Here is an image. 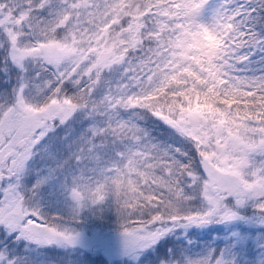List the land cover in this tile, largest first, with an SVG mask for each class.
Masks as SVG:
<instances>
[{
    "label": "snow or ice",
    "instance_id": "1",
    "mask_svg": "<svg viewBox=\"0 0 264 264\" xmlns=\"http://www.w3.org/2000/svg\"><path fill=\"white\" fill-rule=\"evenodd\" d=\"M38 2L0 0L4 62L0 72L7 75L9 63L17 70L14 83H0V264H30L16 250L21 241L25 248L29 244H74L77 234L70 224L85 209L102 208L110 193L118 197L121 191L131 197L129 208L138 203L150 209L126 216L117 213L126 252L134 260L173 229L240 220L264 227V31H256L258 23L264 29V16L260 15L264 0H222L210 24L197 19L208 0H150L139 16L126 21L116 17V0H45L37 8ZM101 14L104 22L96 28V39L89 48V55L96 54L93 61L78 54L75 46L56 40L30 50L17 47V41L24 39L19 33L32 32L34 17L56 20L61 28L71 23L75 32L82 23L87 24L84 17L96 24ZM150 18L162 25L159 33L150 30V36H167L164 55L171 53L165 61L167 67H163L167 83L158 93H168L169 87L177 86L180 90L170 95L182 98L175 107L151 113L165 126L167 140L135 128L130 120L122 121L119 102L112 107V96L106 99L102 115L78 106L72 98L77 92L98 95L109 60L120 58L115 57L114 49L103 46L110 30L118 22L127 23L131 30L133 22ZM253 56L260 57V68L253 66ZM32 59L40 62V71L30 67ZM156 63L150 60L148 70L143 75L137 72L133 79L147 81L151 88L152 65ZM41 72L48 82L37 84ZM45 90L52 93L49 108L27 104V96L38 99ZM155 99L158 95L152 92L127 97L132 108ZM77 113L91 121L80 141L84 147L67 161L49 154L55 167H49L43 178L38 175L31 187L25 186L23 177L31 171L27 165L45 141H60L63 146L54 135L57 129L68 140L75 136L71 125ZM103 121L131 130V136L123 140L127 143L115 135L109 143L108 133L113 130L97 131V127L104 128ZM177 167H182L181 175L188 181L185 187L189 192L195 189V195L178 194L161 212L163 193ZM55 173L64 176L71 200L65 217L48 216L37 198L41 185ZM248 208L252 209L250 216L245 215ZM253 239L257 257L250 264H264V233ZM247 243L244 234L232 232L227 247L216 249L209 244L192 253L189 241L184 248L169 249L159 264H242L234 253Z\"/></svg>",
    "mask_w": 264,
    "mask_h": 264
},
{
    "label": "clouds",
    "instance_id": "2",
    "mask_svg": "<svg viewBox=\"0 0 264 264\" xmlns=\"http://www.w3.org/2000/svg\"><path fill=\"white\" fill-rule=\"evenodd\" d=\"M44 2L45 0H39L35 6L40 8ZM149 3L150 0H127V3H125V0H116L114 4L116 17H118L120 21H126L128 17L139 16L142 6H146ZM33 20L34 23L32 24L31 33H19L24 37V39L17 41V47L19 49L30 50L42 43L56 40L61 43L75 46L78 54L83 53L90 61H93V57L96 54L92 53L89 55V48L91 42L96 39V28L100 23L104 22L102 14L96 17V24H93L90 17H84V20L87 21V27L82 23L81 29H76L75 32L73 24L71 23L68 27L61 28L57 21L51 18L34 17ZM42 21L43 23H41ZM261 23L264 24V21ZM189 26L190 25H186V27ZM150 30H156L159 33V31L162 30L161 23L151 18L148 19L147 22L139 20L138 22H133L131 30H129L127 23L118 22L107 34L103 46L114 49L115 57L120 58H111L109 60V67L105 69L107 70V75L104 77L103 84L98 88V95L90 97L88 94L77 92L72 97L74 103L78 106L85 105L92 111L99 112L102 115V110L107 109L105 103L106 99L112 96L114 98L112 107H115L116 101H118L120 113L127 110L129 114L133 115V119L121 118L122 121L130 120L135 128L151 132V130L146 127V121L149 118H153L151 113L156 110L166 109L169 105L175 107V103L177 101L182 102V98L170 95L171 92H178L180 90L177 86L169 87L168 93H158L159 87H163L167 83V74L163 72V67H167L165 61H167L171 53L169 52L167 55H164V51L166 50L163 49V45L168 41V37L164 36L163 38H159V35L157 37H151L149 34ZM193 31H199V29L193 28ZM177 35H180V33H177ZM175 39L176 37L173 36V40ZM146 41L148 43H145ZM202 43H207V41H202ZM92 46L94 47L95 45ZM158 49L162 51H158ZM153 53L156 54L153 55ZM150 60H155L157 62L156 66L152 69L154 80L151 88L147 81L140 82L138 79H133V77L137 76V72L143 75V72L148 70V62ZM31 65L37 71L41 70V64L37 59H32ZM126 75L127 78L125 79ZM113 77H115V84L112 83ZM183 78L184 77H180V79ZM35 82L37 84L47 83L48 77L43 76L41 72V79ZM93 86L95 87L96 85L93 84ZM102 86H106L104 92H100ZM149 92H152L153 95H158V99L142 101L135 108H132L128 104L127 97L129 95L133 97L147 96ZM51 96L52 93L45 90L38 99L27 96L26 102L37 109H47L50 107L49 99ZM35 114L38 113H34V115ZM103 123L106 127H97L98 132H103L106 128H111L113 131L109 132L108 135H115L118 140H124L126 137L131 136V130L120 127L118 124H108L107 121H103ZM85 129L78 135L72 137L71 140L66 139L64 135L59 136L58 139L63 141L62 149L56 147V140L46 142L43 149L38 150V159L41 162L48 161L51 160L49 159V154H53L56 155L57 160L67 161L74 152L84 147L80 141L82 137L87 135ZM88 139H90V137H88ZM53 165L55 167L54 162ZM53 165L42 164V167H52ZM182 170V167H177L175 176L171 179L170 183H168L167 191L163 193V201L160 207L161 212L166 211L169 207V200H175L178 194L186 196L195 195V189L191 192L186 191L187 188L185 186L188 184V181L181 175ZM161 186L163 187L164 184H161ZM110 196L111 198L108 202L114 207L116 215L118 212H123L126 216L129 212L139 214L148 213L150 211L149 208L140 206L138 203H134L133 206L129 208L127 206V201L131 199V197L124 191H121L118 197L116 195H111V193Z\"/></svg>",
    "mask_w": 264,
    "mask_h": 264
},
{
    "label": "rangeland",
    "instance_id": "3",
    "mask_svg": "<svg viewBox=\"0 0 264 264\" xmlns=\"http://www.w3.org/2000/svg\"><path fill=\"white\" fill-rule=\"evenodd\" d=\"M125 2H127V0H125ZM221 3H222V0H208V2L199 12V15L197 18L198 21L204 24H210L212 22L213 16L215 15L216 11L219 9ZM85 26L87 27V24H85ZM252 58L254 62L255 60L260 59L259 56H253ZM155 66H156L155 64L152 65V67H155ZM30 67L33 68L31 63H30ZM260 67L261 65L258 66V68ZM16 72L17 70L15 68L11 69V73L14 76ZM106 75H107V71H105V76ZM248 75H251V73H248ZM14 76L12 77V79H14ZM115 82H116L115 77H113L112 83L115 84ZM105 90H106V86H102L100 89V92H104ZM76 118H78V114H76ZM120 118L133 119V115L131 114L126 115L125 111H122L120 113ZM90 123H88V127ZM102 126L106 127V125H102ZM155 128L157 129L160 127L155 123L154 129ZM55 134L58 136L57 132H55L54 135ZM107 141L111 143L110 138H107ZM42 164L53 165V161L48 160V161L41 162L37 156L33 160L29 161L27 167L31 171H29L23 177V182L25 186L31 187V185L37 180L38 175L40 178H43L47 175L49 167H42ZM52 167H54V165ZM63 179L64 178L63 177L61 178L59 173L58 175L57 173H55L51 176V178L47 179V181L43 185H41L39 191L37 192V198H38L41 210L44 213H46L48 216L61 217L58 215L59 214L62 215L63 213H68L70 210L71 200L68 196L67 189L64 187L65 182L63 181ZM102 209H104V207ZM91 212H94V211L89 210V213ZM82 214L83 213H81L80 216H82ZM242 223H244V221L240 220V221L230 222L229 224L224 225L223 226L225 228L224 229V235H225L224 239H225V243L228 245V242L231 240L232 232H238V233L244 234L248 238V243L243 247L236 248L234 255L236 256V258L241 260L242 264H250V262L253 261V259L257 257V249H256L254 239H253L256 233L254 234V232H249V234H246L245 232H243L241 229ZM70 226L75 230V233L77 234L75 243L71 245H63V246L57 245V247L66 253L74 249L76 251L74 253H81L79 255H82V253L86 254L89 252H93V249H96L95 244L96 243L98 244L99 232H96L94 238H92L90 234L91 232L87 234V232L85 231V228L87 227L84 223L76 221L75 224L71 223ZM259 229H261V227H259ZM103 230H105V228H103ZM218 230H220V224H210V225L203 226V227L189 225L188 227H185V228L173 229L170 233H167L162 238H160V240L157 243H159L162 240H165L168 242L170 249L172 248L180 249V248H184L188 246V242L191 241L192 245L190 246V251L192 253H198L206 245L210 244L213 248L216 246V242L214 244L211 241L210 236L213 233H215V231H218ZM248 230L255 231L254 225L251 224L250 227H248ZM106 231L107 232L110 231L114 235L110 233H106V234L103 233L104 237L100 241L101 243H103L102 244L103 248L110 249V251L113 252L112 254L113 260H118V261L127 260V264H144L143 258L146 255V253L148 251H152L154 249L153 247L157 245L156 243L153 247H150L144 250L143 253L139 254V259L134 260L132 255L126 252L125 238L122 236V233L114 230L113 228L106 229ZM119 233L121 234L119 235ZM259 233H264V228L262 229V232H259ZM197 237H199L200 239H197ZM205 238L207 240H204ZM196 240H197V243H195ZM51 245L52 244H50L49 246ZM219 245H222V242H219ZM37 246L45 247L48 245H37ZM225 247L227 246H224V248ZM246 249L248 250V253H247L248 258L244 259L242 258L241 253ZM81 260L83 264L86 263L85 259H81ZM30 264H39V262L36 260ZM75 264H78V263H75Z\"/></svg>",
    "mask_w": 264,
    "mask_h": 264
},
{
    "label": "trees",
    "instance_id": "4",
    "mask_svg": "<svg viewBox=\"0 0 264 264\" xmlns=\"http://www.w3.org/2000/svg\"><path fill=\"white\" fill-rule=\"evenodd\" d=\"M260 15L264 16V13H261ZM256 31L258 32L264 31V29L261 28V25L259 23L257 24ZM145 43H148V42L146 41ZM2 58H3V51L2 49H0V67H2L4 63ZM259 60H255L253 64L254 67L258 68V66L260 65L258 63ZM12 68H15V67L9 63L8 73L9 72L10 73L9 74L7 73V75H5L3 72H0V83L7 82L11 84L15 82L14 79H9V77L14 76L11 73ZM77 114H78V118H75V120L72 122V125H71L75 136L78 135L85 128H87L88 123H90V120L82 118V114L80 113H77ZM125 114L130 115L127 112V110H125ZM98 119H101V117H98ZM155 123L160 128L154 129ZM146 127L151 130V135H153L156 139L167 140L165 126L160 124L154 118H149L146 121ZM56 132L58 133V136L64 135V132L61 129H57ZM107 138H110L112 142V139H113L112 136H108ZM168 142L172 143V141H168ZM97 143H100V141L98 140ZM123 143H127V141H123ZM56 147L59 149H62L63 146L60 141L56 142ZM59 175L61 176V178L62 177L64 178L62 174L59 173ZM63 181L65 182V179H63ZM186 191H188V189H186ZM103 207L104 209H102ZM102 208H97L94 212H91V213H89L88 209H85L84 211L81 212L83 213L82 216H79L74 222H72L73 224H75L76 221L84 223L87 227L85 228V231L87 232V234L91 232L90 234L92 238H94L96 232H99L98 244L97 243L95 244L96 249H93V252H89L86 254L82 253V255H79L81 253H74L76 251L73 249L72 251H68L66 253L60 248H58L56 244H52L51 246L48 245L45 247H40L34 244H29L28 247L25 248V245L22 241L16 245V250L20 252L21 255L27 257L30 263H33L34 261L37 260L39 264H75V263L83 264L81 259H85L86 261L85 264H127V260H124V261L113 260V257H112L113 252H111L110 249H104L102 245L103 243L100 242L101 239L104 237L103 233L113 234L110 231L107 232L106 229L113 228L114 230L121 232L116 212L114 210V207L111 205V203L110 202L106 203L105 205L102 206ZM251 212H252L251 208H248L245 210V214L248 216L251 215ZM66 214L67 213H63L62 215L59 214L58 216L65 217ZM251 224L254 225L255 231L248 230V227H250ZM224 225L225 224H220V230L215 231V233H213L210 236L211 241L214 244L216 242V246L214 247L216 249H222L224 248V246H227V244L225 243V239H224L225 237L224 235L225 228L223 227ZM241 225H242L241 227L242 231L245 232L246 234H249V232H254V234L256 233L254 237L257 234H259V232H262V229L264 228V227H261V229H259L260 226L254 224L250 220L244 221V223H242ZM103 228H105V230H103ZM120 234L121 233H119V235ZM206 238L204 240H207ZM197 239H200V238L197 237ZM219 242H222V245H219ZM195 243H197V240ZM153 248L154 249L152 251H148L146 255L144 256L143 258L144 264H159V261L164 258L165 254L170 249L168 242L165 240L160 241ZM247 253H248V250L247 249L244 250L241 253L242 258L244 259L248 258Z\"/></svg>",
    "mask_w": 264,
    "mask_h": 264
}]
</instances>
